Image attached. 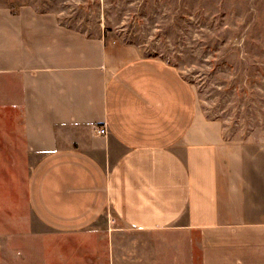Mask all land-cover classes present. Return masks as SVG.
<instances>
[{
	"label": "crops",
	"instance_id": "0c3cea01",
	"mask_svg": "<svg viewBox=\"0 0 264 264\" xmlns=\"http://www.w3.org/2000/svg\"><path fill=\"white\" fill-rule=\"evenodd\" d=\"M29 52L26 32L0 34V230L25 231L27 210L53 235L13 256L5 239L6 264H115L110 214L194 235L199 264H264V140L195 128L193 88L164 60L61 42L31 68Z\"/></svg>",
	"mask_w": 264,
	"mask_h": 264
},
{
	"label": "rangeland",
	"instance_id": "374dc122",
	"mask_svg": "<svg viewBox=\"0 0 264 264\" xmlns=\"http://www.w3.org/2000/svg\"><path fill=\"white\" fill-rule=\"evenodd\" d=\"M18 32H26L31 68L39 49L46 53L61 42L92 53L94 61L101 42L128 57L164 60L193 88L195 128H216L231 141L264 140V0H0V34ZM52 60L78 64L63 53ZM28 161L22 170L35 160ZM24 214L25 231L0 230V264L5 239H15L13 256L34 249V240L21 246L19 239L53 235L31 228L35 219ZM105 223L121 227L115 253L122 261L115 264H199L192 234L133 231L113 214Z\"/></svg>",
	"mask_w": 264,
	"mask_h": 264
},
{
	"label": "built area",
	"instance_id": "2783aa9c",
	"mask_svg": "<svg viewBox=\"0 0 264 264\" xmlns=\"http://www.w3.org/2000/svg\"><path fill=\"white\" fill-rule=\"evenodd\" d=\"M97 132H98V134H105V129L104 128H98Z\"/></svg>",
	"mask_w": 264,
	"mask_h": 264
}]
</instances>
